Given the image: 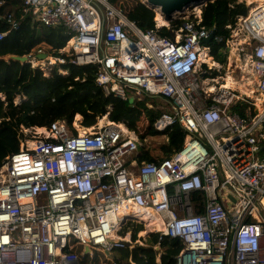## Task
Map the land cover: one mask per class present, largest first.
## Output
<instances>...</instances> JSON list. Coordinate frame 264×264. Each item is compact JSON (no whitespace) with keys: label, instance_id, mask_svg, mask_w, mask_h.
<instances>
[{"label":"built area","instance_id":"built-area-1","mask_svg":"<svg viewBox=\"0 0 264 264\" xmlns=\"http://www.w3.org/2000/svg\"><path fill=\"white\" fill-rule=\"evenodd\" d=\"M19 1L32 24L65 28L70 37L58 52L71 64L97 65L105 93L161 99L148 104L168 109L153 127L178 124L186 135L178 152L156 162L138 160L137 135L108 112L82 128L63 119L21 126L18 151L0 166V264H79L76 246L109 256L144 245L120 230L129 220L145 230L154 216L162 225L147 235L182 240L174 264H264V157L255 156L264 148V5L238 17L228 38L214 36L238 52L254 42L239 75L252 86L243 91L210 76L203 53L211 56L204 40L212 30L200 25L201 12L183 16L169 38L110 0ZM46 54L40 60L50 67L65 60Z\"/></svg>","mask_w":264,"mask_h":264},{"label":"trees","instance_id":"trees-1","mask_svg":"<svg viewBox=\"0 0 264 264\" xmlns=\"http://www.w3.org/2000/svg\"><path fill=\"white\" fill-rule=\"evenodd\" d=\"M0 1V14L3 15L0 31L8 30L0 40V166L6 156L18 151L20 140L24 136L21 126L43 127L57 119H63L71 126L77 115L81 117L82 126H91L107 112L114 121H126L142 141L150 138L151 148L139 147V161L157 162L180 150L186 133L178 124L164 132H159L153 127L156 117L168 109L154 110L145 104L147 102L144 97L136 103L134 100H124L111 93H105L95 82L97 65H74L68 62L67 56L58 52L70 37L64 27L32 24L27 16H20L19 0ZM110 1L135 14L137 20L134 22L139 27L154 29L160 36L173 38L174 31L181 22V19H174L169 26L156 27L153 12L139 4L138 0ZM248 10L249 7L239 0L208 1L202 7L200 25L211 29L214 36L228 38L230 29L238 17L246 16ZM123 13L125 14L124 11ZM8 15L18 21L15 28H10L6 22ZM43 44L49 46L50 54L63 56L65 59L63 63L52 66L48 74H43L42 69L31 66L29 62L21 63L13 59V56L28 55ZM207 46L216 61L225 60L224 41L213 38ZM59 69L64 72H59ZM215 74L213 71L211 75ZM16 96L20 97L18 102L14 101ZM157 100L155 98L152 104L162 103L161 99ZM241 109L242 107L238 109L240 113ZM142 229L141 223L129 220L120 232H129L131 242H135L139 238L138 232ZM158 236L159 233L149 234L147 245L133 244L131 247L115 249L110 253L111 259L99 251H93L92 254L83 253L80 246H76L74 251L79 257V264H174V256L181 249L182 240L170 236H162L159 240ZM156 244L157 248L154 247Z\"/></svg>","mask_w":264,"mask_h":264},{"label":"rangeland","instance_id":"rangeland-1","mask_svg":"<svg viewBox=\"0 0 264 264\" xmlns=\"http://www.w3.org/2000/svg\"><path fill=\"white\" fill-rule=\"evenodd\" d=\"M239 1H243L249 7V9L253 8L254 6H256L255 3H253L252 1H249V0H239ZM138 2H139V4L144 5L151 12H153V19H154L155 8L152 7L151 5H149L145 0H138ZM128 4H130V3H128ZM119 8H122V10L125 12V14H127V16L132 21H136L137 20V17L135 16V14H131L129 11H126L125 7L120 5ZM192 12L195 15L197 14V12L194 10V7H189V8H187L185 10L184 13L176 14L175 19H181L183 16L189 15ZM166 26H169V24L166 25ZM254 45H255L254 42H251L250 45L243 44L242 45L243 49L240 52L235 51V48H233L234 54H231L230 53L231 50H228V47H226V50L224 51L226 53V56H225V60L223 62L216 61L213 56H210V59H212L213 61L218 63V67L210 65L211 66V70L209 72L210 76H211L212 72L214 71V72H216V74H215L216 76L215 77L216 78L218 77L217 79L219 80V82L220 81L222 82L220 77H222L225 73L230 72L232 74V76H233V79L235 81H237V83L232 88H238L239 90L247 91V89H249L252 85L248 86L243 81V78L239 81V75H240V73H244V69H243L242 65L244 64V61H245V58H246V54L248 52H250V49H252L254 47ZM48 47L49 46L43 44V45L40 46V50L42 52H45V53L49 54ZM234 47H236V46L234 45ZM206 54H207V52H206ZM35 57H36V52H35V50H33L31 52V56L29 58L30 59V65L31 66H36V64H39L41 69H42V71H43V74H48L51 67L49 65H46V63H44V61H42V60H40L38 58H35ZM206 57H208V56H206ZM127 95H128L129 100H134L136 103H139L140 101H142L141 99L143 97L146 98V102L147 103H145V104L147 106H148L149 103H153L152 101L155 99V98H153L151 96H146V95H143V94L134 93L132 90H130V91L127 90ZM19 100H20L19 96H16L15 99H14L15 102H18ZM156 100H157V98H156ZM153 105H156V104H153ZM108 117H109V115H108ZM80 119H81L80 115L75 116L74 117V121H73V126L82 128V125L80 123ZM109 119H110V117H109ZM110 120H112V119H110ZM128 128H129V126H128ZM129 130L130 131H134V133L137 135V137L139 139V142H140L141 146H145V147L151 148L150 138L147 137V138H145L142 141L139 138L138 133L134 129L129 128ZM255 156L258 157V158H263L264 157V150H258L256 152ZM138 236L141 237V242L144 245L148 244V240H147V236L148 235L147 234L141 235V233H138ZM154 247L157 248V244ZM105 257L108 258V259H111L110 255L109 256H105Z\"/></svg>","mask_w":264,"mask_h":264},{"label":"water","instance_id":"water-1","mask_svg":"<svg viewBox=\"0 0 264 264\" xmlns=\"http://www.w3.org/2000/svg\"><path fill=\"white\" fill-rule=\"evenodd\" d=\"M208 1L212 0H146V2L152 7H159L160 12L167 21V25L175 19L176 14L184 13L185 10L189 7H194L195 3H201L200 12L202 7L206 5ZM165 26V25H160ZM158 26V27H160ZM214 38V32L212 31L208 38L204 40V43L210 42ZM46 53H37V58L43 59L46 57ZM13 59L20 61L21 63L27 62L28 58L26 55L23 56H13ZM264 150V148H263ZM132 217V216H131ZM147 234V232L145 233ZM128 245V243H126ZM84 253L88 252V247L85 246Z\"/></svg>","mask_w":264,"mask_h":264},{"label":"bare ground","instance_id":"bare-ground-1","mask_svg":"<svg viewBox=\"0 0 264 264\" xmlns=\"http://www.w3.org/2000/svg\"><path fill=\"white\" fill-rule=\"evenodd\" d=\"M249 1H252L256 5H259V4L264 5V0H249ZM200 8H201V3H195L194 4V10L197 13H200ZM251 9H253V8H251ZM154 21L157 24V26H160V25H165L166 26L167 25V21L165 20V18L163 17L162 13L160 12L159 7H155ZM230 53L234 54V50L231 49ZM206 56H207V54H206V52H204L203 53V60H205V62H207L211 66H217L218 67V63H216L215 61L210 59V57H206ZM220 78L222 80V86L226 87V88L227 87H233L237 83L233 79V76H232V74L230 72L225 73ZM132 152H133L132 150L127 151L126 152V156H128ZM263 203H264V198L262 199V204ZM125 208L128 209L129 207H125ZM139 210H141V212H150L151 208L150 207H141V208H139ZM146 224H147V227H146L145 230L140 232L141 235H144L146 232H149V231L153 230V227H161V225H162L160 219L157 216H154L153 221L152 220L147 221Z\"/></svg>","mask_w":264,"mask_h":264},{"label":"crops","instance_id":"crops-1","mask_svg":"<svg viewBox=\"0 0 264 264\" xmlns=\"http://www.w3.org/2000/svg\"><path fill=\"white\" fill-rule=\"evenodd\" d=\"M217 81H218V79H217Z\"/></svg>","mask_w":264,"mask_h":264}]
</instances>
